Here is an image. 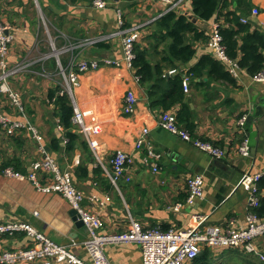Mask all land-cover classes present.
Segmentation results:
<instances>
[{
  "label": "crops",
  "instance_id": "obj_1",
  "mask_svg": "<svg viewBox=\"0 0 264 264\" xmlns=\"http://www.w3.org/2000/svg\"><path fill=\"white\" fill-rule=\"evenodd\" d=\"M105 1L107 6L98 9L92 5V0H0L1 19L12 35L7 62L25 65L8 79V84L19 92L27 118L41 135L45 153L70 173L74 186L84 195V204L99 214L104 224L100 233L125 231L130 218L139 221L143 227L160 229H185L191 225L194 215L203 216L200 227L243 226L248 209L247 193L239 185L230 184L227 175L218 176L208 171L213 160L210 155L158 126L157 119L162 110L150 108L146 86L136 81L132 69L125 65H102L81 73L72 92L84 119L100 126L95 138L100 147L101 163L92 157L82 135L76 134L73 126L71 131L78 138L68 144L66 131L55 115V99L49 97V92L60 95L63 87L52 45L55 51L68 43L73 45L72 50H62L58 54L62 68L67 67L70 57L121 59L122 48L117 37L101 39L109 43L107 50L92 45L78 47L84 39L105 37L115 31V9H120L126 27L139 26L136 42L146 49L151 64L167 55L168 40L156 39L159 29L155 26V21L164 14L165 5L152 0ZM226 1L229 4L218 14L235 9L234 0ZM247 1L249 11L242 18H247V23L252 22L250 29L264 31V0ZM252 9L257 10L256 15L252 14ZM175 12L186 16L202 34L201 38H195L194 33L187 35L194 48L191 60L176 62V68L167 66L166 61L161 62L166 66L167 77L180 75L182 78L189 75L188 70L202 56L214 58L208 47L212 23L218 22L220 27H229V24L218 14L209 20L194 17L188 0H184ZM224 67L229 72L228 66ZM233 77L234 84L216 80L206 68L199 75H189L187 90L182 88L183 108L178 103L166 111L172 112L177 126L187 130L192 137L223 148L226 156L221 160L232 170L260 172L264 169V81H253L244 69H239ZM128 90L137 98L135 112L130 115L122 111ZM0 112L14 119L21 118L3 95H0ZM241 115H246L247 119L243 128L237 125ZM142 127L148 128L147 142L160 154L156 172L141 161L145 149L134 148V140ZM244 137L249 148H254L247 160L237 151ZM115 150L125 151L134 159L128 172L130 179L120 178L116 186L104 173V168L109 169V159ZM42 155L26 129L7 135L0 127V223L27 222L56 243L66 246L75 243L78 254L88 261L82 246L88 237L87 231L83 224H76L67 201L57 193L36 190L27 180H17L2 173L9 167L25 174L30 163ZM201 167L204 170L199 174ZM196 174L202 175L204 180L202 197L174 212L172 205L183 202L186 197L187 179ZM261 194L264 195V189ZM90 196H96L102 204L90 203ZM28 242L23 233L0 234V251L22 247ZM104 251L112 264H142L134 243H111Z\"/></svg>",
  "mask_w": 264,
  "mask_h": 264
},
{
  "label": "built area",
  "instance_id": "obj_2",
  "mask_svg": "<svg viewBox=\"0 0 264 264\" xmlns=\"http://www.w3.org/2000/svg\"><path fill=\"white\" fill-rule=\"evenodd\" d=\"M165 5L164 13L175 11L184 0H152ZM95 8L103 9L107 6L105 0H92ZM252 14L256 15L257 10L252 9ZM117 29L105 37L84 39L78 47L92 45L101 39L117 37L120 38L122 48V58L102 57L98 59H75L70 57L66 68H62L58 61V54L63 50H72L73 45L68 43L62 49L55 51L52 45V52H55L58 72L62 77L63 87L59 91L60 95L65 93L70 99L72 106L71 123L72 126L82 135L92 157L100 161L99 146L95 136L100 132L99 124L84 119V113L77 107L73 99V88L77 85L78 77L81 73L96 70L102 65L120 67L125 65L131 69L134 58V43L139 38V26H124L125 21L122 11L115 9ZM241 22H247V18H241ZM220 25L213 22L211 34L208 40V47L215 59L228 66L231 75H237L240 69L236 62L229 59L225 54V47L222 43ZM12 35L9 27L3 23L0 16V95H3L12 109L21 116L20 119L11 118L9 115L0 112V127L7 134L11 135L20 129L29 131L33 140L37 144V149L43 155L30 163L29 170L23 174L9 167L2 170L3 175L13 177L17 180H27L34 188L40 192H53L65 199L72 210H75L78 219L82 222L87 231L88 237L82 242V246L88 257V261L78 254L75 243L62 245L56 243L45 236L42 232L34 228L31 224L23 221H7L0 223V234L13 236L16 233H23L29 242L25 246L5 249L0 251V264H22L38 262L41 264L65 263V264H112L105 254L104 247L111 243H134L139 249L142 264H189L199 253L202 247L211 248H239L242 251L253 254L264 263V218L258 217L253 208L258 205L257 183L264 176V169L260 172L244 171L238 185L247 193V213L245 224L239 227L205 226L200 227L203 216L194 215L191 218V225L185 229L162 230L159 227H143L141 223L134 219H129L128 228L119 233H100L104 224L99 214L91 210L84 204L83 193L74 186L70 173L60 168L56 160L47 155L41 145L42 138L35 127L27 118L24 105L18 91L13 90L8 79L15 76L25 65L15 63L9 65L7 55ZM191 75V73H189ZM184 75L181 85L184 90L188 88V76ZM232 75V76H233ZM253 81H264V69L250 76ZM138 81V77L135 76ZM137 98L131 90L126 91L123 98L122 111L130 115L135 112ZM246 115H241L237 119V125L244 127ZM157 124L162 129L170 132L179 139L191 143L195 148L210 155L213 159H224L226 151L214 145L210 141L194 138L191 134L176 124V117L170 111H160ZM148 128L142 127L134 140L136 150L145 149L142 156V163L150 165L153 172L158 169L160 154L147 142ZM66 139L63 140L65 143ZM241 157L249 155V144L246 137L242 138L237 148ZM134 159L131 154L115 150L109 159V169L104 168V173L110 183L116 186L120 178L129 180L128 172L133 166ZM204 180L202 175L196 174L186 181V197L183 202L175 203L171 209L179 212L185 206H190L197 199L202 197ZM90 203L102 204L96 196H90Z\"/></svg>",
  "mask_w": 264,
  "mask_h": 264
},
{
  "label": "trees",
  "instance_id": "obj_3",
  "mask_svg": "<svg viewBox=\"0 0 264 264\" xmlns=\"http://www.w3.org/2000/svg\"><path fill=\"white\" fill-rule=\"evenodd\" d=\"M134 2L135 0H124ZM192 15L201 20H209L219 10L227 7L226 0H188ZM236 7L233 10L226 9L222 16L224 22L229 27H220L222 43L225 47L227 57L236 62L240 69H244L250 76L264 69V31L260 29H250L251 21L242 23V16H247L249 5L247 0H234ZM125 20V19H124ZM124 26H126L124 24ZM129 26V25H128ZM155 26L159 29V37L156 39H166L167 55L161 61L153 64L147 59V51L141 47L140 43L135 42L131 69L134 76L138 77V82L146 86L148 104L150 108L159 107L162 111L169 110L176 104L184 106L181 76L174 75L167 77L164 73L167 62L169 67H177L176 62L185 63L191 60L194 55V48L187 40L189 33H194L195 38H201L202 34L197 32L194 24L184 15L175 11L164 13L155 21ZM107 41V40H106ZM98 41L92 44L93 47L107 50L109 43ZM165 66V67H164ZM223 63L209 55L202 56L196 65L191 67L188 72L199 75L206 68L210 76L216 80H226L234 84V77L228 72ZM49 97L55 99V115L60 125L66 131L69 138L68 144L78 138L71 131L72 106L67 94L56 95V92H49ZM178 110L176 116H180ZM55 140V139H54ZM56 141V140H55ZM258 205L253 208V212L260 218H264V176L257 183ZM162 229V228H161ZM167 230V229H162ZM220 260V261H218ZM264 264L257 256L246 253L239 248H211L204 246L198 255L189 264Z\"/></svg>",
  "mask_w": 264,
  "mask_h": 264
},
{
  "label": "water",
  "instance_id": "obj_4",
  "mask_svg": "<svg viewBox=\"0 0 264 264\" xmlns=\"http://www.w3.org/2000/svg\"><path fill=\"white\" fill-rule=\"evenodd\" d=\"M246 121H247V119L245 120V122ZM75 133L78 134V135L80 134L78 131H76ZM253 150H254V148L253 149H250L249 155L246 156V157H243V159L244 160H247L249 157H251ZM203 170H204V168L201 167L200 168V171H199V174H202ZM208 171L211 174H216L218 176H222V174L227 175L228 178H226V180L230 184L236 186V185H238L240 179L242 178V175H243V173H244L245 170H239V169L238 170H232L231 167H230V165L229 164H226L225 162H223V160L213 159L209 163ZM71 214L73 215V219L76 221V224L77 225H82V222L78 219V216H77L75 210H72L71 211Z\"/></svg>",
  "mask_w": 264,
  "mask_h": 264
},
{
  "label": "rangeland",
  "instance_id": "obj_5",
  "mask_svg": "<svg viewBox=\"0 0 264 264\" xmlns=\"http://www.w3.org/2000/svg\"><path fill=\"white\" fill-rule=\"evenodd\" d=\"M218 261H220V260H218ZM223 264V263H222Z\"/></svg>",
  "mask_w": 264,
  "mask_h": 264
}]
</instances>
